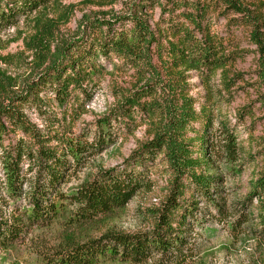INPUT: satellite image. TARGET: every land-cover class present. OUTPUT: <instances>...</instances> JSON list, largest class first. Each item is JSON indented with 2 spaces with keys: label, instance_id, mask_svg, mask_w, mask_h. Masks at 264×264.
<instances>
[{
  "label": "trees",
  "instance_id": "16d2710c",
  "mask_svg": "<svg viewBox=\"0 0 264 264\" xmlns=\"http://www.w3.org/2000/svg\"><path fill=\"white\" fill-rule=\"evenodd\" d=\"M55 1L0 0V32ZM132 2V14L86 20L72 43H57L52 23L39 27L32 36L39 72L19 94L3 95L0 69L1 250L23 246L34 230L58 228L57 245L35 253L38 264H189L193 225L204 210L221 221L230 219L235 237L264 244V170L250 180L242 198L230 191L229 182L240 176L244 161L226 114L218 113L233 99L231 90L239 76L232 78L227 69L235 63V54L226 56L222 38L210 27L211 16L221 8L225 16L242 15L229 25L251 28L264 69L262 19L247 15L239 0ZM156 9L158 26L176 40L169 44L168 57L178 72L169 75L167 86L151 68V47L159 46V38L138 17ZM109 67L115 72L133 70L145 88L124 97L92 130L74 135L51 120L38 129L26 117L32 108L40 118L50 119L40 109L49 103L63 115L75 113L77 119ZM188 72L205 83L202 102L188 98ZM215 78L217 86L211 85ZM236 116L242 121L252 115L245 109ZM141 124L152 129V138L121 165L100 169L76 188L64 190L69 177ZM249 159L253 162L254 156ZM157 166L168 175L167 194L159 208L149 212L148 228L132 234L108 230L95 238L85 234L88 227H102L123 212L140 193L151 192L150 172Z\"/></svg>",
  "mask_w": 264,
  "mask_h": 264
},
{
  "label": "rangeland",
  "instance_id": "374dc122",
  "mask_svg": "<svg viewBox=\"0 0 264 264\" xmlns=\"http://www.w3.org/2000/svg\"><path fill=\"white\" fill-rule=\"evenodd\" d=\"M132 1L117 0L112 4H104L96 0H56L29 18L21 19L17 26L0 32V69L4 74L2 84L5 89L3 95L11 97L19 94L39 72L37 58L32 50V36L39 27L52 23L55 41L72 43L82 31L86 20H112L132 14ZM239 1L241 6L246 8L247 15L260 16L262 24L259 30L264 34V0ZM225 11V8H221L216 16H211L210 27L212 33L222 38L223 46H226V56L235 54L236 59L235 63L227 68L232 78L239 76L231 90L233 99L224 102L218 115L226 114L229 125L237 135L241 162H244L240 176L231 180L229 186L230 191L242 198L248 191L250 180H254L264 170V69L259 49L251 37V28H233L234 24L229 25V22L242 15L227 13L225 16ZM138 17H141L155 37L159 38V46L154 44L151 47V68L162 82V86H167L168 82L172 81L169 75L178 72L173 71L171 59L168 57L169 44H175L176 40L162 26H158V9L143 12ZM145 74L149 77L150 73ZM184 76L188 85V98L202 102L206 94L205 83L194 72L185 73ZM218 82L219 79L215 78L211 85L217 86ZM141 88H145V85L139 84L133 70L115 72L109 67L85 113L77 119L75 113L63 115L49 103L40 109L50 116V119L40 118L32 108L27 109L25 115L38 129H44L45 122L51 120L64 124L77 135L87 128L92 130L96 120L108 115L124 97L132 96ZM245 109H250L252 116H246L240 121L236 114ZM151 132L152 129L148 125L141 124L132 135L119 138L114 147L94 157L81 172L69 177L64 190L76 188L100 169L121 165L135 150L152 138ZM250 155L254 156L253 162H250ZM150 178L154 181L151 192L140 193L123 212L108 218L102 227H88L85 234L88 232L90 237L95 238L108 230L132 234L148 228L149 212L159 208L166 197L168 175L163 167L157 166L150 172ZM201 214L193 225L191 238L194 252L189 264H264V244L232 235L229 228L230 219L221 221L205 210ZM60 236L58 228L34 230L28 234L23 246L9 251L0 249V264H38V257L35 255L37 250L42 247L53 248Z\"/></svg>",
  "mask_w": 264,
  "mask_h": 264
}]
</instances>
